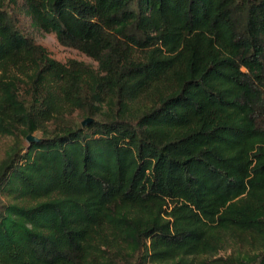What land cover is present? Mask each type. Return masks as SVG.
Segmentation results:
<instances>
[{"label":"trees","instance_id":"trees-1","mask_svg":"<svg viewBox=\"0 0 264 264\" xmlns=\"http://www.w3.org/2000/svg\"><path fill=\"white\" fill-rule=\"evenodd\" d=\"M17 4L0 264H264V0H20L96 69L52 59Z\"/></svg>","mask_w":264,"mask_h":264},{"label":"rangeland","instance_id":"rangeland-1","mask_svg":"<svg viewBox=\"0 0 264 264\" xmlns=\"http://www.w3.org/2000/svg\"><path fill=\"white\" fill-rule=\"evenodd\" d=\"M9 9L17 17L21 28L31 37H33L38 45L44 47L52 59L63 64L67 63L68 61L74 60L77 62H82L86 65H90L94 69L97 68V63L85 57L76 50L60 46L56 41L54 35L45 34L34 28L32 26L31 20L26 16L24 10L22 9L20 0H18L17 5L9 6ZM33 136L39 137L40 135L38 133H35L33 134ZM11 143L12 142L10 139L0 138V159L3 157L4 152L11 145ZM22 144L24 148H27V146L29 145L26 139H22ZM221 254L223 255L224 253Z\"/></svg>","mask_w":264,"mask_h":264},{"label":"water","instance_id":"water-1","mask_svg":"<svg viewBox=\"0 0 264 264\" xmlns=\"http://www.w3.org/2000/svg\"><path fill=\"white\" fill-rule=\"evenodd\" d=\"M91 122H92V119H86L85 121H83L82 126L85 127L89 125ZM26 140L29 144L38 141V139L34 137L33 135H29Z\"/></svg>","mask_w":264,"mask_h":264}]
</instances>
